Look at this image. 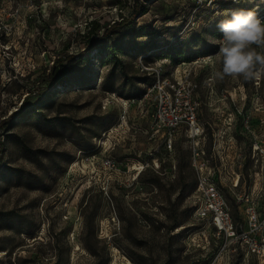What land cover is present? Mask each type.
I'll return each instance as SVG.
<instances>
[{
	"label": "rangeland",
	"instance_id": "rangeland-1",
	"mask_svg": "<svg viewBox=\"0 0 264 264\" xmlns=\"http://www.w3.org/2000/svg\"><path fill=\"white\" fill-rule=\"evenodd\" d=\"M132 4L0 0V264H206L217 251L212 229L190 219L197 181L190 142L181 133L169 154L159 146L148 132L154 97L126 102L141 87L129 78L141 77L137 53L156 35L161 44L186 39L149 63H165L167 73L173 54L207 56L193 67L204 146L211 151L212 132L239 109L230 135L248 154L243 118L250 115L252 128L264 133V77L208 84L221 68L212 41L222 37L217 24L225 12L254 9L264 20V0H145L146 13L136 17ZM123 18L128 22L114 27ZM106 29L104 48L85 50ZM112 71L115 93L104 88ZM157 155L165 158L160 170L151 167ZM109 157L116 168L104 166ZM224 193L235 212L232 192ZM188 221L181 236L171 232ZM217 264L257 263L224 254Z\"/></svg>",
	"mask_w": 264,
	"mask_h": 264
},
{
	"label": "built area",
	"instance_id": "built-area-1",
	"mask_svg": "<svg viewBox=\"0 0 264 264\" xmlns=\"http://www.w3.org/2000/svg\"><path fill=\"white\" fill-rule=\"evenodd\" d=\"M176 40L181 39H168L169 42ZM147 56L139 55L135 65L140 71L153 75V81L143 85L145 90L138 98L154 97L148 132L159 139V146L171 150L181 133L190 142L191 164L197 174L195 189L188 196L193 209L191 219L204 221L219 244L206 264H217L224 254L231 260L234 255L254 257L259 264H264V133L252 128L251 117L246 115L243 122L248 135L237 133V136L248 139V154L241 153L243 146L230 133L232 128L237 127L242 111L227 112L224 127L212 132L211 151L208 152L203 143L207 134L200 118L202 99L199 83L193 77V67L206 62L207 56L171 65L172 69L167 73L163 71L165 63L157 62L153 66L146 62ZM208 84H211L209 80ZM135 99H127L126 102ZM255 109L261 110L258 107ZM125 117L126 110L122 114V118ZM261 126L264 127L263 119L260 129ZM246 160L250 166H247ZM151 161L155 170L162 168L159 157ZM104 166L116 168L117 161L106 158ZM224 171H228L229 176ZM224 189L232 192L237 208L235 212ZM189 223L174 230L185 232L191 227Z\"/></svg>",
	"mask_w": 264,
	"mask_h": 264
},
{
	"label": "clouds",
	"instance_id": "clouds-1",
	"mask_svg": "<svg viewBox=\"0 0 264 264\" xmlns=\"http://www.w3.org/2000/svg\"><path fill=\"white\" fill-rule=\"evenodd\" d=\"M224 15L227 18L217 24L222 37L212 41L219 46L216 59L221 68L212 72L209 82L223 81L226 77L260 80L264 77V20L254 9H239Z\"/></svg>",
	"mask_w": 264,
	"mask_h": 264
},
{
	"label": "trees",
	"instance_id": "trees-1",
	"mask_svg": "<svg viewBox=\"0 0 264 264\" xmlns=\"http://www.w3.org/2000/svg\"><path fill=\"white\" fill-rule=\"evenodd\" d=\"M148 1V0H146ZM143 2H145V0H133V4H132V7H131V16L132 17H136L138 15H143L146 13V7L143 5ZM128 18V17H127ZM128 22V19L126 18H123L121 21H116L114 22L115 26L114 27H121L123 25H125L126 23ZM109 33L110 31L108 29H106L102 36H98L96 39H92V41L88 42V45L86 47L85 50H88L90 51L91 49L93 48H97V49H103L104 48V45H103V41L105 39L108 38L109 36ZM182 41L180 40H176L174 42H164L163 44H161V41L160 39L158 38V35H156L155 37V41H154V45H152L150 48L146 49V50H143L141 52H138L137 53V56L141 55V54H148V56L146 57V62L149 63L148 61V58L151 56V55H154L156 56V54H160L162 53V48H165V49H169L170 51L174 50V49H179L181 47L184 46L185 42H186V39H181ZM149 42V41H148ZM83 54H86V52H83ZM171 57V60H170V65L174 66V65H177L181 62H188V61H192L193 58L191 59L190 57H185L184 59H181L178 55H172L170 56ZM70 59H73L72 56H69ZM136 61V60H135ZM139 73L141 74L140 76L141 77H136V76H133V77H130L129 80H131L130 84L132 86H134V84L136 82H139V84L141 85V87L138 88L137 90V93H136V96L133 97V98H128V99H134V98H138L142 95V93L144 92L145 88L143 85H148V84H151L152 81H153V75L151 74H148L147 72H142L138 69ZM65 78L64 77H60V82L64 83L65 81ZM114 84H115V80H114V71H112V73H110L109 77L105 79V85H104V88L107 90V91H110V92H114V91H111L113 90V87H114ZM164 147L163 149L169 154V152L172 151V149L170 150L169 148L165 147V146H162ZM173 148V147H172ZM169 150V151H168ZM158 156V155H157ZM162 162V167L164 165V160L165 158H162L161 156H158ZM197 183V181H196ZM196 183L191 191V193L193 192V190L195 189V186H196ZM95 187V186H94ZM190 193V194H191ZM189 194V195H190ZM192 212H193V209L192 207H190V219H191V216H192ZM189 223L188 222H183L181 224H178L176 226H174L172 229H171V232L175 229V228H179V227H182V226H186L187 224ZM185 229V228H183ZM184 232V230H182L180 233H178L179 236H181V234ZM181 240V239H180ZM256 263H258V261L256 260ZM191 264H200V261L197 260V261H194L192 262Z\"/></svg>",
	"mask_w": 264,
	"mask_h": 264
}]
</instances>
